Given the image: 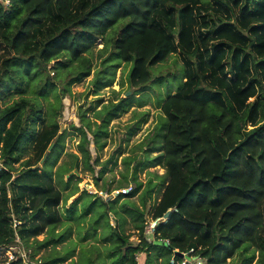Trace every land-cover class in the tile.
Masks as SVG:
<instances>
[{
  "label": "trees",
  "instance_id": "16d2710c",
  "mask_svg": "<svg viewBox=\"0 0 264 264\" xmlns=\"http://www.w3.org/2000/svg\"><path fill=\"white\" fill-rule=\"evenodd\" d=\"M228 1L239 9L237 23L209 32L221 42L234 44L237 52L224 43L209 47L212 39L203 32L209 25L205 19L199 25L194 10L198 0H12L9 9L0 4V247L16 245L18 238L27 247L34 239L30 246L34 249L56 247L68 239V230L41 242L36 239L47 227L62 223L57 207L63 194L54 184L52 168L58 164L66 132L59 134L61 127L55 119L51 127L37 133L36 125L45 121V114L25 96L38 78L41 97L48 99L53 93L61 106L56 85L45 84L42 73L52 63L54 69L59 63H80L76 77L69 73L68 86L89 76L87 55L97 40L127 21L109 42L122 63L133 64L132 85L142 91L152 81L151 68L173 54L183 56L184 81L162 104L167 132L163 154L153 159L162 161L168 184L153 207L152 220L163 218L169 210L172 215L158 224L151 241L145 228L155 192L152 180L141 195L142 208L130 201L141 183L131 193L120 194L108 211H114V203L123 199L122 208L134 219L140 238L133 245L115 230L112 264H140L139 255H145L144 264L159 259L172 264L174 256L182 261L191 250L189 259L201 257L207 264H228L237 255L236 264H264V0ZM241 31L256 36L250 42L253 53L241 47L246 44ZM225 47L233 50L228 70ZM15 93L20 99L1 107ZM255 95L257 99L246 105ZM131 104L129 98L108 103L95 111L93 122L82 116L86 131L78 129L83 134L80 152L91 170L88 132L95 149H104L111 123L127 113ZM58 112L59 108L55 117ZM25 143L35 145L38 160L54 146L44 168L24 162L14 179V165L20 162L18 155ZM54 151L59 153L55 159ZM94 165H99V159ZM106 169L99 174L104 175ZM71 171L63 165L59 174ZM94 204L84 210L85 215ZM164 239L170 244L161 242ZM23 248L33 260L34 255ZM64 261L66 257L55 258L49 264Z\"/></svg>",
  "mask_w": 264,
  "mask_h": 264
},
{
  "label": "rangeland",
  "instance_id": "374dc122",
  "mask_svg": "<svg viewBox=\"0 0 264 264\" xmlns=\"http://www.w3.org/2000/svg\"><path fill=\"white\" fill-rule=\"evenodd\" d=\"M198 1L199 3L194 7V10L199 25L203 24V19L209 25L207 28H203V32L208 33L207 36L212 39L209 42V47L224 43L232 46L233 50L237 52L234 44L221 42L209 31L221 25L233 26L236 24L239 9L228 0ZM126 22L121 21L110 30L105 38L97 40L95 48L87 55V59L91 62L89 76L68 86L71 79L69 73L71 72V75L76 77L80 70V63L71 66L59 63L55 69L54 63H52L47 72L42 73L45 84L48 82L56 85L57 96L62 101L61 106H59V101L55 99L53 93L49 94L48 99L41 97L38 78L34 84L33 82L30 83L28 93L25 96L37 106L36 108H42L45 114V121L36 125L37 133L51 127L50 125L55 119L58 120L61 127L59 134L66 132L58 164L52 168L54 184L63 194L62 201L57 207L62 223L55 227H47L44 233L36 239L41 242L53 236H59L67 230L68 239L56 247L52 245L41 249L35 245V249L30 247L34 239L29 241V247L21 243L22 248L24 246L31 253V256L34 255L32 258L34 261L31 260V262L35 264H49V261L63 257H66V261L59 264H112L114 258L110 255V249L117 243L113 238L115 230L124 237H128L133 245L138 244L140 238L134 219L126 214V210L122 208L125 203L123 199L114 203L112 206L114 211H108L111 208L110 203L119 196L116 193L124 194L128 191L131 193L138 186L136 183H141V188L130 201L133 205L142 208L141 195L146 191L148 181L152 180L155 192L146 216V223H150L153 221V207L161 198L165 185L168 184L166 169L162 161H154L153 159L163 154L164 136L167 129L162 104L170 96L176 94L183 84V56L173 54L166 62L152 67V81L142 91L135 88L130 79L133 64L122 63L119 52L114 51L109 42L110 39L117 37L119 30ZM241 35L246 42L241 47L245 48L248 53H253L250 42L251 38L255 39L256 36L252 31H241ZM224 50V63L228 65L233 50L229 47H225ZM113 51L114 54H112ZM226 67L228 70L229 65ZM227 77L234 78L230 74ZM99 78L102 80L99 82L100 84H97ZM206 89L210 91L211 87ZM129 92L128 98L131 99L132 107L127 113L122 114L121 117L111 123L109 138L104 149H95L93 136L88 132V138L91 142L89 145L90 165L92 168L94 167L91 170L85 164L84 157L80 152L83 134L78 129L86 131L82 116L86 114V119L93 122L95 111L102 109L108 103H117L126 99L125 97ZM257 97L258 95L250 97L246 105L252 104ZM18 99H20L18 93L12 94L3 100L1 107L9 106ZM100 99L102 101L99 102ZM57 108H59V112L55 117ZM34 147V144L25 143L21 154L18 155L20 162L14 165L16 169L13 172L14 179L21 174L22 163L24 162L30 161L32 164H36L37 168H44V161L52 150L49 151V147L43 159L38 160L40 152ZM58 155L59 153L54 151L53 158L55 159ZM147 157L150 158L149 161L146 159ZM96 159H99L97 166L94 165ZM2 163L0 160V169L3 168ZM63 165L72 169L71 173L59 174L60 167ZM104 166L107 169L101 176L99 173ZM136 167L138 170L135 177ZM134 179L137 182H134ZM65 183H69L67 187H65ZM96 194L102 200L95 198L94 195ZM94 202L96 204H94L90 214L85 215L84 210ZM148 230L149 227L146 229V237L153 240ZM252 252L253 249H250L249 253ZM256 258H259L258 252ZM144 260L145 255L138 256L140 264H144ZM239 261L240 256L237 255L235 259L229 260L228 264H236ZM163 263L162 259H159L155 264ZM194 263L191 262V264ZM201 264H207L206 260Z\"/></svg>",
  "mask_w": 264,
  "mask_h": 264
},
{
  "label": "built area",
  "instance_id": "2783aa9c",
  "mask_svg": "<svg viewBox=\"0 0 264 264\" xmlns=\"http://www.w3.org/2000/svg\"><path fill=\"white\" fill-rule=\"evenodd\" d=\"M0 4L6 8L9 9L12 7V0H0ZM130 191L124 194H129ZM116 195H120V192L116 193ZM172 211V210H171ZM173 212V211H172ZM168 219L165 217L157 220H153L150 223H147L145 228V236L147 234L146 229L149 227L148 232L152 235L153 240L155 239V230L156 227L160 222H166ZM162 242L166 243L167 245L170 244V241L168 239L161 240ZM176 251V250H175ZM194 250H191L188 254L183 255L182 261H176L175 256L171 260L172 264H191V262H195L194 264H201L204 263V260L201 257H191L189 259V255L193 253ZM19 260H22L21 264H35L31 262L28 258V253L21 247V241L18 238L16 240V245L8 247V246H2L0 247V264H14L18 262ZM138 260V257H137ZM193 260V261H192Z\"/></svg>",
  "mask_w": 264,
  "mask_h": 264
},
{
  "label": "water",
  "instance_id": "95a60500",
  "mask_svg": "<svg viewBox=\"0 0 264 264\" xmlns=\"http://www.w3.org/2000/svg\"><path fill=\"white\" fill-rule=\"evenodd\" d=\"M129 95H130V92L127 93V95H126L125 98H128ZM62 131H63V130H62ZM53 146H54V144H52V145L50 146L49 151L52 150ZM171 215H172V211L169 210V211L164 215V217H165L166 219H169Z\"/></svg>",
  "mask_w": 264,
  "mask_h": 264
}]
</instances>
